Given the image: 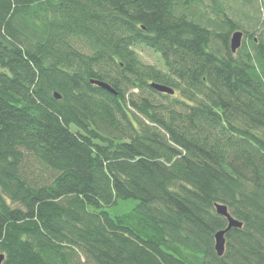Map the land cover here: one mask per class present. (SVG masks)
Returning <instances> with one entry per match:
<instances>
[{
  "label": "trees",
  "instance_id": "1",
  "mask_svg": "<svg viewBox=\"0 0 264 264\" xmlns=\"http://www.w3.org/2000/svg\"><path fill=\"white\" fill-rule=\"evenodd\" d=\"M0 254L264 264V0H0Z\"/></svg>",
  "mask_w": 264,
  "mask_h": 264
},
{
  "label": "water",
  "instance_id": "2",
  "mask_svg": "<svg viewBox=\"0 0 264 264\" xmlns=\"http://www.w3.org/2000/svg\"><path fill=\"white\" fill-rule=\"evenodd\" d=\"M242 39H243V32H236L233 37H232V51L236 52L241 46H242ZM93 84L99 86L100 88H102L103 90H107L110 93L117 95L116 91L113 90L107 83H102L99 81H95L93 82ZM152 88H154L157 92H161V93H165L168 95H174L175 91L170 87H166L164 85H157V84H152L151 85ZM57 97L59 98V96L57 95ZM217 213H219L221 216H223L224 218H226L228 220L229 223V227L225 230V231H219V233L216 236V251L218 253V255L223 256L224 252H225V247H226V235L227 233L233 229V228H237L240 229L242 228L243 224L241 222H237L230 214V212H228L227 207L222 206V205H218L217 206ZM5 259V256L3 254H0V264L3 263Z\"/></svg>",
  "mask_w": 264,
  "mask_h": 264
},
{
  "label": "rangeland",
  "instance_id": "3",
  "mask_svg": "<svg viewBox=\"0 0 264 264\" xmlns=\"http://www.w3.org/2000/svg\"><path fill=\"white\" fill-rule=\"evenodd\" d=\"M136 53L138 56H140V59L146 64L151 65L153 67L161 68L165 70V67L163 66V60L162 57L159 54H156L152 50L144 47H137Z\"/></svg>",
  "mask_w": 264,
  "mask_h": 264
}]
</instances>
